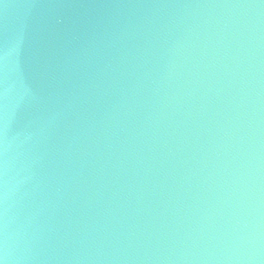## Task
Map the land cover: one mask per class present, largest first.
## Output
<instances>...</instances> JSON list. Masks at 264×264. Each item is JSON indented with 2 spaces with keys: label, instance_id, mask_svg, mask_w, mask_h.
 <instances>
[{
  "label": "water",
  "instance_id": "1",
  "mask_svg": "<svg viewBox=\"0 0 264 264\" xmlns=\"http://www.w3.org/2000/svg\"><path fill=\"white\" fill-rule=\"evenodd\" d=\"M2 264H264V0H0Z\"/></svg>",
  "mask_w": 264,
  "mask_h": 264
},
{
  "label": "snow or ice",
  "instance_id": "2",
  "mask_svg": "<svg viewBox=\"0 0 264 264\" xmlns=\"http://www.w3.org/2000/svg\"><path fill=\"white\" fill-rule=\"evenodd\" d=\"M0 264H2V262H0Z\"/></svg>",
  "mask_w": 264,
  "mask_h": 264
}]
</instances>
